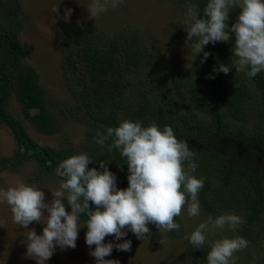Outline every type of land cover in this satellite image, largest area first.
I'll use <instances>...</instances> for the list:
<instances>
[{
    "label": "trees",
    "instance_id": "trees-1",
    "mask_svg": "<svg viewBox=\"0 0 264 264\" xmlns=\"http://www.w3.org/2000/svg\"><path fill=\"white\" fill-rule=\"evenodd\" d=\"M168 1L186 13L187 6L195 4L199 17L205 18L208 0ZM19 8L18 0H0V126L8 128L15 142L12 154L0 158V173L14 171L32 159L37 175H49L56 173L64 159L84 153L92 160L89 168L102 171L100 161H104L117 178V188L126 189L127 158L121 156L120 149L109 151L115 137L103 147L97 144V132L106 134L107 128L118 127L125 119L141 121L145 127L154 121L161 130L165 125L172 127L176 138L186 141L193 151L198 167L191 175L204 178L197 198L205 213L217 216L231 211L241 216L245 222L236 232L247 241L254 237V230H264V164L251 170L234 162L228 152L230 145L217 146L219 139L228 138L255 147L264 144V71L251 79L234 67L228 74L213 72L220 64L232 67L234 39L209 43L195 56L185 45L187 13L179 31L194 58V68L164 69L155 66L148 48L129 27L107 38L89 28H66L61 37L62 60L74 103L65 108L68 116L84 126V135L78 145L66 138L60 148H53L36 143L9 109L13 98L23 118L42 135L58 134L62 127L58 115L64 113V107L50 101L37 71L25 63L27 49L19 38L23 23ZM239 12L238 7L229 12V27ZM204 52L210 55L201 63ZM94 207L90 202V208ZM87 219L81 214L80 221L86 223ZM175 222L180 224L179 231L167 232L181 234L178 217ZM210 251L208 244L191 245L187 259L192 264H208ZM258 264H264V256Z\"/></svg>",
    "mask_w": 264,
    "mask_h": 264
},
{
    "label": "clouds",
    "instance_id": "clouds-1",
    "mask_svg": "<svg viewBox=\"0 0 264 264\" xmlns=\"http://www.w3.org/2000/svg\"><path fill=\"white\" fill-rule=\"evenodd\" d=\"M122 3L123 0H92L87 10L90 18H94ZM237 7L240 9L238 19L229 27V12ZM55 11L56 7L53 8ZM71 12L72 9H65V22ZM203 12L205 18H200L197 5L187 6L190 20L185 45L195 56L209 43L234 39L232 67L220 64L213 72L228 74L234 67L251 79L264 71V0H208ZM209 55L204 52L201 63ZM113 137L109 151L120 149L121 156L127 158L126 189L117 188V178L104 161H100L102 171L89 168L92 160L81 153L58 164L56 174L62 179L59 188L51 191L52 199L47 203L41 189L22 181L0 191V202L10 206L16 224L26 229L32 222L45 225L40 235L35 229L27 233L26 256L35 259L37 264H46L57 246L62 250L76 247L82 227L81 214L88 217L83 225L87 227L85 241L90 248L95 245L90 255L96 264H119L118 260H106L105 257L111 255L114 247L118 251L131 249L130 240L105 243L106 236H114L119 241L127 235L123 229H128L137 239H142L151 232L149 224L159 230L179 231L180 224L175 222V217L186 204L190 217L201 214L197 197L204 186V178L191 175L198 167L193 162L194 153L186 141L176 138L172 127L165 125L161 130L154 121L145 127L141 121L125 119L118 127L107 128L106 134L98 131L96 143L103 147ZM185 162H189L187 167ZM65 199L70 212L66 211ZM90 202L94 209L90 208ZM244 222V218L234 213H225L215 219L209 216L191 233L190 243L199 248L205 244V233L223 230L225 226L235 232ZM247 247L248 241L240 236L218 239L211 245L207 262L235 264L234 253Z\"/></svg>",
    "mask_w": 264,
    "mask_h": 264
},
{
    "label": "rangeland",
    "instance_id": "rangeland-1",
    "mask_svg": "<svg viewBox=\"0 0 264 264\" xmlns=\"http://www.w3.org/2000/svg\"><path fill=\"white\" fill-rule=\"evenodd\" d=\"M22 31L20 41L27 49L26 65L34 68L39 75V82L48 94V98L55 105L64 110L59 114L62 124L60 132L52 136H45L36 132L23 118L19 105L15 99L9 103L10 111L21 121L32 139L41 146L60 148L64 139L69 138L74 144L83 140L84 126L68 116L66 106L74 103L66 80V71L62 60L61 37L68 27L89 28L99 33L101 37H110L120 29L129 27L135 31L148 48L155 66L160 68H177L193 70V56L188 53L183 44L179 24L185 22L187 13L178 5L168 0H123L119 7L90 18L88 7L92 0H18ZM57 11L53 12V8ZM72 9L67 22L63 19L65 9ZM228 138L219 139L218 147L230 145L229 153L234 162L246 168L255 169L264 159V144L255 147L249 143L243 144ZM199 147V146H197ZM15 149L14 139L5 126H0V158L9 157ZM56 173L37 175V166L30 159L21 164L14 171L0 173V191L15 186L17 182L35 185L45 193V202L52 199V192L59 188L61 182ZM66 209L70 206L64 200ZM199 216L188 215L187 204L178 217L182 224V233L174 235L159 230L154 224H149L150 233L142 238L137 237L128 229L125 237L119 241L114 236H106L105 243H123L131 241L129 251H118L115 247L106 260H118L119 264H192L187 259V250L191 233L198 225L211 216L213 219L231 211H223L214 216L205 213L200 208ZM45 215L47 212L45 211ZM76 247L61 249L56 247L46 264H96L95 258L90 255L91 248L86 244L87 232L85 223L80 221ZM42 223L32 222L28 228L19 226L13 221L10 206L0 202V264H37L35 259L26 256L27 233L35 229L38 235L43 231ZM248 247L234 253L235 264H258L264 256V230H254ZM205 244L211 246L216 240L239 236L228 226L223 230L216 229L207 232ZM255 257V260L253 259Z\"/></svg>",
    "mask_w": 264,
    "mask_h": 264
}]
</instances>
